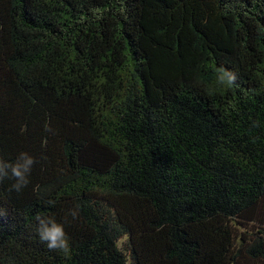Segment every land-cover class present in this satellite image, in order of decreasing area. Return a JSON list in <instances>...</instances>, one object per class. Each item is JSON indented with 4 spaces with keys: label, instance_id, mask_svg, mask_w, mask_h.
Listing matches in <instances>:
<instances>
[{
    "label": "trees",
    "instance_id": "1",
    "mask_svg": "<svg viewBox=\"0 0 264 264\" xmlns=\"http://www.w3.org/2000/svg\"><path fill=\"white\" fill-rule=\"evenodd\" d=\"M21 152L0 264H264V0H0V158Z\"/></svg>",
    "mask_w": 264,
    "mask_h": 264
},
{
    "label": "clouds",
    "instance_id": "2",
    "mask_svg": "<svg viewBox=\"0 0 264 264\" xmlns=\"http://www.w3.org/2000/svg\"><path fill=\"white\" fill-rule=\"evenodd\" d=\"M220 71L221 75L218 80L221 84L230 86L233 82V77L224 70ZM35 159L26 152H21L14 161H5L0 158V180L9 176L15 180L12 188L19 192L29 184V177L32 167L35 164ZM79 205L75 206L70 212L73 219L78 217ZM38 228L37 233L41 241L47 243L50 250H60L68 252L70 248V237L65 231L64 223L58 222L54 216H44L38 214L35 217Z\"/></svg>",
    "mask_w": 264,
    "mask_h": 264
}]
</instances>
